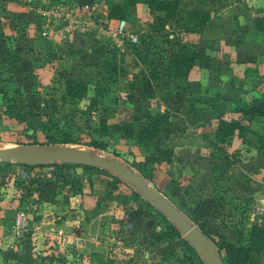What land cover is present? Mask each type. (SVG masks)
<instances>
[{
    "label": "rangeland",
    "instance_id": "obj_1",
    "mask_svg": "<svg viewBox=\"0 0 264 264\" xmlns=\"http://www.w3.org/2000/svg\"><path fill=\"white\" fill-rule=\"evenodd\" d=\"M237 1L178 0V13L172 19L165 21L164 31L156 33L149 29L151 16L144 3L138 2L129 7L127 16H131L135 35L146 41L150 39V48L155 53L153 57L161 55L166 60L168 50L173 48V43L169 39L177 35L186 10L193 8L208 10L216 18L211 24V27H214L223 12L234 10ZM1 3L0 43L3 41L2 38L5 39V32L8 33L12 28H15L14 21L7 16V8L3 7ZM143 5L146 10L141 8ZM184 39H188L189 44H194L195 38L191 34L186 35ZM103 43L107 44L105 46L107 49L102 52L108 53L110 58H113L115 65L121 63V66H118L122 68L120 71L123 72L120 76H124L125 73L131 76L130 69L132 67L129 60L125 56L122 57L116 46L109 47V42L104 40ZM202 45L203 43H198L199 48ZM192 47L189 45V49H193ZM194 48L196 49V46ZM60 50L63 51L64 48ZM0 53L3 57L7 55L3 50H0ZM93 53L91 50L85 57L75 54V58L68 56L69 54H65L63 57L61 53L58 54V57L55 56L53 59L57 67L50 75L53 80L45 84H40L37 79L34 80L35 83H31L32 80L29 79L35 77L31 68L23 70L20 74L25 77L26 82L15 84L10 72L5 70V67L10 63L0 65V145L19 148L21 146H40L38 144L22 145L15 142L27 141L25 133L21 130L24 126L27 127L28 132L34 131L37 142L43 141L40 129L48 126L47 120L50 119L54 124L50 123L51 127H49L48 133L58 138H62L66 134L72 139V143L57 145L81 148L111 159H121L138 172L134 165L141 159V149L139 148V151L138 146L134 148L132 141L123 144L122 140L116 137L100 134L99 119L103 117L106 123H113L115 114L118 113L120 115L118 119L124 118L135 125L143 106H148L147 108L152 113L159 109L161 90L156 87L153 93L155 98L152 97V100L146 98L141 102L135 98L137 100L129 101L132 89L124 82L126 85L120 86L118 76L113 77L110 74L111 71H108V75L105 73L106 78L102 79L103 72L97 70L96 65L100 63L101 58L100 56L96 58L94 56L96 54ZM70 59L76 60V64L73 62L71 64ZM96 59H98L97 63ZM259 59H261V54H259ZM80 60L82 63H79ZM13 63H16L15 58L11 66L14 65ZM70 65L78 69V72L85 77V81L88 83L86 95L75 102L61 100L63 80L66 76H71ZM81 68L84 69L81 70ZM116 70L118 71L117 67ZM12 74L17 75L14 70ZM226 89L227 87L220 94L227 95L229 91ZM239 92L240 94L244 93L243 90ZM1 93H6L7 97L13 99L23 111L25 120L22 123L17 124L13 120L4 118L1 114L2 106L5 103L1 98ZM137 93V88H135V94ZM219 105L223 106L224 104L220 103ZM180 109L184 110L183 106H180ZM252 124L259 127L258 137L261 140L258 142L263 143L264 123L253 120ZM169 136L171 138L167 141V145L175 144L176 146L177 139L181 135L177 136L176 132L171 131ZM163 137L164 132L156 138L158 145L164 144V141L161 140L164 139ZM93 140L102 143L104 147L102 149L94 148L91 143ZM254 142L255 140L251 139V135L247 132L242 143L248 154L256 153L254 149L251 151L252 148H249L250 143ZM131 146L136 152L135 155L126 150ZM242 149L243 147L241 151L230 152L229 155L234 161L225 165V168L222 167V164L214 167L215 171L211 178L205 174L194 176L195 183L204 185V189L200 190V187L197 188L196 185L191 187L174 186V189L170 188L165 192L186 215L199 198L213 194L216 197L215 204H212L213 206H210L209 209L207 208L208 214L201 217L199 221L206 225L208 235L214 242L225 240L235 246L241 245L246 248L248 247L250 226L258 221L264 223V216L251 215L253 206L261 201L264 202V168L259 165L256 170L250 163L243 161L242 164L237 165L236 159H240L244 155H242ZM198 153L204 155V159L209 160L205 157L207 153L202 151H198ZM26 171L25 180L11 172L0 177V234L2 237L6 238L9 234L8 225L13 213L23 211L28 219L38 224L39 227H56L62 233L71 235L76 242L79 240L82 245L63 249L57 244L52 234H49V237H45L44 240L35 238L34 241L39 242L36 241L35 244H31L30 239L27 241L25 238L21 242L30 243L25 247L27 256L18 257L16 250L2 248L0 249V264H183L180 260L183 255L180 251L179 237L166 236L169 230L160 217L151 209H141L136 203L130 201L129 191L133 188L121 179L120 181L115 180L116 176L112 173L109 175L87 174L82 172L79 167L70 168L66 172L68 176L65 177L61 173L51 176L50 168L43 171L34 168ZM184 171H188L187 167L184 168ZM186 175L182 174L180 178L186 177ZM48 179L50 191L45 190L40 194L36 190V187L40 185L37 182ZM149 182L152 184L151 181ZM244 185H247L246 190L243 189ZM91 191L99 192L100 195L95 198L92 208H82L79 203L74 201L79 194L91 193ZM194 224L197 225V223ZM44 241L46 243L43 244ZM46 244L48 249H45L44 245ZM240 264H264V245L258 251L250 250L246 260Z\"/></svg>",
    "mask_w": 264,
    "mask_h": 264
},
{
    "label": "crops",
    "instance_id": "obj_2",
    "mask_svg": "<svg viewBox=\"0 0 264 264\" xmlns=\"http://www.w3.org/2000/svg\"><path fill=\"white\" fill-rule=\"evenodd\" d=\"M94 1L95 0H32L31 3L33 6L40 7L51 5L81 7L85 4H91ZM103 1L106 7V13L101 16V18H105L110 27H115L118 21H123L125 28L129 32L135 34L131 16L128 15L124 20L107 17L108 2L122 3L123 0ZM0 2H2L1 4L3 7L7 8L8 18L12 19L15 23V28H12L13 30L11 29L8 33L5 32L6 36L4 42L0 43V50L7 53V55H4L6 57H3L2 53H0V65L10 63V65L8 64L7 67H5V70L10 72L9 74L15 84L19 85L26 82L25 77H22L20 74L23 70H27L28 68L33 69L32 72L35 75V77L29 79L32 80L31 83H35V79H37L40 84L52 81L53 78L50 75H52L53 70L57 68L53 59L55 56L58 57L60 53L62 57L65 56V54H69L68 56L75 58V54L85 57L88 52L93 50V54H96L94 56L99 58V56L103 54L102 51L107 49L105 47L107 42L103 43V40L109 42V47L114 45L113 39L107 33V25L101 26L103 30H98V32L90 30L85 34L75 35L68 40L59 41L56 39L44 38L39 33L36 20L37 16L27 11L26 0ZM141 8L144 10L145 6L143 5ZM255 17H262L264 19V0H238L233 11L230 10L222 13L220 20L216 23V26H214L215 28L211 27V24L216 18L209 13V21L204 30L199 35L191 34L195 38L194 43L198 53L194 63L190 66L178 64L172 71H169L166 69V62H163L160 69L158 84L154 87L155 89L157 87L161 90L159 95L160 102L158 101L160 103L159 109L156 111L161 113L165 109V105L162 102L163 98L174 103L172 107V121L180 125L179 130H174V132H176L177 136L181 135V137L177 139L178 142L176 146L175 144L167 145V141L171 138V136H169V131H164V139H161L164 141V144L161 143L160 145L156 142V138L160 134L149 143L141 141L136 136L132 139H120L123 144L132 141L134 148L138 146V150L139 148L141 149V151L139 150L141 152V159L146 155L155 154L162 148H169L172 150L175 157L179 160L173 159L170 163L161 162L155 164L152 179L153 187L162 192L169 200L170 198L167 196L165 190L170 188L174 189V186H177L179 176L187 174L186 176L189 177V180L184 186L191 187L196 185L197 188L200 187V190H202L205 186L195 183L194 176L198 177L205 174L211 178L215 171L214 167L221 165L220 162H222V160L220 161L216 154H212V158L209 160L202 157L200 164L197 158L189 156V154L199 155L198 151H202L203 153L211 152L209 147L215 142L213 125L217 113L223 111L226 117L236 118L238 114L232 113L228 109L229 105L234 100L244 103L248 102L259 93H264V31L255 29L253 20ZM214 29L215 31H213ZM185 36H183L182 39H184ZM184 40L187 41L188 39ZM198 43H203L201 48L198 47ZM61 48H64V50L61 51ZM118 50L122 51L120 48H118ZM259 54H261V59H259ZM14 58L16 63H13L14 65L11 66ZM125 58L129 60L127 55H125ZM70 62L71 64L72 62L76 64V60L70 59ZM97 62L98 59H96V63ZM79 63H82V61L80 60ZM96 65L97 70H100L99 64ZM70 67L71 69H69V71H71V76H66L65 79L85 81V77L78 72V69L71 65ZM83 69L84 68H81V70ZM138 69V67H132L130 69L132 73L131 76L126 73L124 76H120V73L117 77L120 80L119 85L121 84L120 86L124 87L127 83H131L134 79L132 76ZM13 70L17 75L12 74ZM123 82L126 84L124 85ZM226 87V91H229V93L227 95L220 94ZM135 88L136 87H133L131 90V94L134 96L133 101L139 99V96L135 94ZM232 90L233 92H231ZM241 90H243L244 93L240 94L239 91ZM152 97L155 98V95L152 94L149 98L152 100ZM220 103L224 105L220 106ZM180 106H183L184 110H181ZM119 116L118 113L115 114V121L112 122H117ZM253 120L264 123V117H254L250 122L251 132H249V134L251 135V139L253 138L255 140V144L250 143L249 148H252L251 151L253 149L256 151L259 146H263L264 148V142H258L261 140V138L258 137L259 127L257 128L252 124ZM243 138L244 136L238 137L237 135H233L226 148L227 153L237 150L241 151L243 147L242 155H244L240 159H236L237 165L242 164V161L248 162L257 170V166L261 164L258 163L255 153L248 154L246 152L247 149L242 143ZM133 147H128L126 150L130 154L135 155L136 152L133 150ZM211 159H213V161H211ZM186 167L188 171H184ZM26 170V167L24 168L12 163L4 167L0 165V177L7 172H11L20 178H25L27 177ZM237 181L242 182L240 179H237ZM243 189L246 190L247 185H244ZM99 196V192H83V194H79L75 197L74 201L79 203L82 208L90 209L95 203V198ZM25 238L15 240L7 235L4 240L9 243V247L14 249L17 247L16 253L18 257H26L27 249H25V247L30 244L21 242L22 239ZM26 240L28 241L27 238ZM44 243H46V241H44L43 244ZM81 245L79 240H77V242L74 240V247ZM44 246L45 249H48L47 244Z\"/></svg>",
    "mask_w": 264,
    "mask_h": 264
},
{
    "label": "trees",
    "instance_id": "obj_3",
    "mask_svg": "<svg viewBox=\"0 0 264 264\" xmlns=\"http://www.w3.org/2000/svg\"><path fill=\"white\" fill-rule=\"evenodd\" d=\"M0 1H17V0H0ZM142 2L147 8L148 14L151 16V21L149 23L150 31L156 33L164 31L165 21L172 19L179 11L178 0H123L122 3L108 2V18H113L117 20H124L127 17L128 8L134 4ZM184 18L181 20L177 35L171 39L173 43V48L169 49L167 52L166 60L165 57L161 55L154 56V51L150 48V39L147 41L142 38L139 39L136 36V40L131 42L126 40L123 44L122 51H119L123 56L127 55L129 57V62L131 67H138V71L133 74V80L131 83H127L129 88L136 87L137 95L139 96V101L145 100L151 97L155 91V86L158 84L160 69L163 62H166V69L172 71L178 64L192 65L198 56L194 44H189L188 41L183 40L182 37L188 34L199 35L205 28L207 22L209 21V11L200 8L188 9L184 13ZM254 26L256 30L264 31V19L262 17H255ZM164 33V32H163ZM167 33V32H165ZM162 35V34H161ZM2 36V35H1ZM4 42V39L2 38ZM167 42V41H166ZM189 45H192L193 49H189ZM100 55L101 60L99 61L100 70L103 72L102 79L106 78L105 73L111 71L110 74L113 77L118 76L122 68L121 63L115 65L113 58L107 53ZM108 65V67H107ZM118 68V71L116 69ZM109 71V72H108ZM114 79V78H113ZM63 94L61 95V100L69 102H75L82 99L87 92L88 83L83 80H73L64 79ZM136 85V86H135ZM6 93H1V98L5 101L2 106L1 114L4 118L8 120H13L15 123L19 124L25 120V116L22 110L19 108L17 103L7 97ZM134 96L129 95V100L133 101ZM165 109L163 112L155 111L151 112L147 107L143 106L140 109V114L138 121L134 125L131 121L124 118L119 119L117 122L106 123L105 119L102 117L99 119V131L102 135H110L111 137H116L117 139H132L135 136L144 142H151L155 137L164 131H177L179 130V124L172 121V107L174 103L162 99ZM230 112L237 113L238 117H226L223 111L217 113L214 119L213 133L215 142L210 145L211 152H208L205 157L212 158V154H216L224 168L234 161L231 155L227 153V146L229 145V140L233 135L238 137H243L247 132H251L250 122L254 117H264V93L261 92L257 96L252 97L248 102H239L234 100L228 107ZM48 121V126L42 127L40 132L42 134L43 141L37 142L34 131L28 132L27 127H22V132L25 133L27 138L26 142H15L16 144L22 145H57L72 143V139L68 135H63L62 138H58L53 134L48 133L50 123L54 124L50 119ZM94 148H103L102 143H98L96 140L91 142ZM189 154V156L197 158L200 164L202 160V155L200 153ZM255 157L258 163L264 168V148L259 146L256 150ZM177 159L173 154L172 150L169 148L159 149L155 154L146 155L140 159L134 167L140 175H142L146 180L151 181L153 179L154 165L163 163H170L171 160ZM1 166H8L10 163L0 162ZM17 165V164H16ZM226 165V166H225ZM79 167L82 172L87 174L96 175H109L104 169L74 164V163H50L41 166H26L27 169H38L46 170L50 168L51 176L55 173H61L63 177L68 176V170L70 168ZM114 177V176H113ZM115 180H119L114 177ZM25 180V178H21ZM189 180V177L179 176L177 187L184 186V184ZM35 181V180H33ZM53 182V181H52ZM39 187L36 190L41 194L45 190L49 192L50 181H38ZM130 201L136 203L141 209H151L156 215L160 217L169 233L166 234L168 237L177 236L180 239L181 246L180 251L183 255L181 261L183 264H205L195 253L194 249L181 237V233L178 229L169 223V221L140 194H138L133 189L129 191ZM216 197L211 194L207 197L199 198L192 209L187 213V217L197 223L200 230L210 238L207 232V227L199 219L208 214V209L210 206L215 204ZM213 204V205H212ZM208 208V209H207ZM211 241L217 247L221 260L224 264H240L243 263L248 257V252L250 250L258 251L261 246L264 245V223L263 221L254 222L248 231V247H243L241 245L235 246L229 241L214 242ZM255 249V250H254Z\"/></svg>",
    "mask_w": 264,
    "mask_h": 264
},
{
    "label": "water",
    "instance_id": "obj_4",
    "mask_svg": "<svg viewBox=\"0 0 264 264\" xmlns=\"http://www.w3.org/2000/svg\"><path fill=\"white\" fill-rule=\"evenodd\" d=\"M0 162L22 167L41 166L50 163H74L104 169L130 184L134 191L146 199L172 225L205 264H224L215 244L194 224L187 215L174 205L138 172L117 158H108L88 150L66 145H40L10 149L0 146Z\"/></svg>",
    "mask_w": 264,
    "mask_h": 264
},
{
    "label": "built area",
    "instance_id": "obj_5",
    "mask_svg": "<svg viewBox=\"0 0 264 264\" xmlns=\"http://www.w3.org/2000/svg\"><path fill=\"white\" fill-rule=\"evenodd\" d=\"M27 11L37 16L39 33L47 39H56L59 41L71 39L75 35H82L90 30H103L101 26L107 25V33L113 39L114 46L123 49L126 40L134 42L136 35L129 32L123 21H118L115 27H110L105 18V4L103 0H95L91 4L77 6H33L32 0H26ZM106 30V27H105ZM112 47V46H111ZM252 216H264V202L257 203L253 206ZM9 236L15 240L21 238L30 239L31 244H35L34 239L49 237L52 234L57 244L61 248L73 246L74 238L71 235L62 233L56 227L42 228L35 224L23 211H15L8 225ZM0 234V249L12 248ZM38 243V241H37ZM30 244V243H29ZM12 250H16L12 248Z\"/></svg>",
    "mask_w": 264,
    "mask_h": 264
},
{
    "label": "bare ground",
    "instance_id": "obj_6",
    "mask_svg": "<svg viewBox=\"0 0 264 264\" xmlns=\"http://www.w3.org/2000/svg\"><path fill=\"white\" fill-rule=\"evenodd\" d=\"M1 146V145H0ZM3 146V145H2ZM6 148H10V149H18L19 147H15V146H11V147H6Z\"/></svg>",
    "mask_w": 264,
    "mask_h": 264
}]
</instances>
